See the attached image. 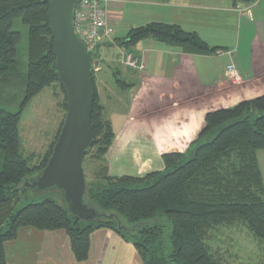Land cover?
<instances>
[{
    "label": "trees",
    "instance_id": "trees-1",
    "mask_svg": "<svg viewBox=\"0 0 264 264\" xmlns=\"http://www.w3.org/2000/svg\"><path fill=\"white\" fill-rule=\"evenodd\" d=\"M48 8L43 0H0V81L17 63L22 40L21 32L12 29L13 20L21 17L30 27L26 95L21 110L0 108V148L5 152L0 170V264H7L4 243L15 239L22 227L64 230L80 262L88 259L92 234L100 228H109L131 243L143 264H226L207 243L210 232L221 226L247 228L264 244V177L258 159L259 151L264 150V95L208 112L204 128L187 152L163 155V170L144 176H110L106 154L115 132L112 123L104 118L105 107L99 101L93 65L94 137L84 152V162L89 157L99 167L93 182L85 173V200L107 216L86 221L70 214L53 198L28 203L15 211L22 191L14 188L22 187L25 180L47 166L66 118L38 172L33 174L36 170L30 156L21 150L19 126L24 107L45 87L57 82L67 111ZM146 39L188 54L217 50L195 32L158 22L132 28L115 42L127 48ZM98 51L99 45L94 57ZM115 79L122 90L131 85L118 76Z\"/></svg>",
    "mask_w": 264,
    "mask_h": 264
},
{
    "label": "crops",
    "instance_id": "crops-1",
    "mask_svg": "<svg viewBox=\"0 0 264 264\" xmlns=\"http://www.w3.org/2000/svg\"><path fill=\"white\" fill-rule=\"evenodd\" d=\"M107 19L114 42L118 31L127 35L158 22L180 25L217 47L209 54H188L153 39L127 48L112 45L143 68L128 67L125 78L131 85L106 96L103 104L115 132L106 154L110 176L163 170L162 156L187 152L208 112L264 95V0H112ZM232 62L241 83L226 75ZM261 157L264 150L258 153L264 177ZM4 248L7 264H143L132 244L106 228L93 232L89 257L82 262L75 259L64 230L22 227ZM118 248L130 251V257L123 255L128 261H105L106 253L116 256Z\"/></svg>",
    "mask_w": 264,
    "mask_h": 264
},
{
    "label": "rangeland",
    "instance_id": "rangeland-1",
    "mask_svg": "<svg viewBox=\"0 0 264 264\" xmlns=\"http://www.w3.org/2000/svg\"><path fill=\"white\" fill-rule=\"evenodd\" d=\"M12 29L21 32L22 40L18 44L17 63L0 81V108L9 112H19L26 95L30 27L23 18L17 17L13 20ZM126 33L127 31H118L115 36L120 39L125 37ZM105 40L106 42L100 43L98 55L93 60L99 101L102 104L107 103L106 96H113L115 92L119 94L118 91H123L118 87L116 76L130 83L125 78L126 71L130 67L126 64L128 55H123V51L119 48L112 47L114 44L117 45L112 37ZM103 45L105 48L102 52L100 47ZM66 112L64 94L57 82L45 87L24 107L19 126L21 150L25 155L30 156V164L36 170L33 174L38 172V167H40L46 151L55 140ZM104 118L106 119L105 115ZM4 157L5 152L0 148V170ZM261 160L264 165V158L261 157ZM98 167V162H92L89 157L86 158L84 169L89 182L95 181L94 173ZM14 190L20 192V188H14ZM47 198L57 199L58 202L66 206L58 188L40 189L29 186L26 192L22 191L15 211L28 203L41 202ZM207 237V243L211 250L220 256L226 264H264V244L247 228L221 226L213 229ZM128 251L118 248L116 256H112L109 251L106 253L105 261H128L123 257V255L130 257V251Z\"/></svg>",
    "mask_w": 264,
    "mask_h": 264
},
{
    "label": "water",
    "instance_id": "water-1",
    "mask_svg": "<svg viewBox=\"0 0 264 264\" xmlns=\"http://www.w3.org/2000/svg\"><path fill=\"white\" fill-rule=\"evenodd\" d=\"M48 4V25L54 41L56 68L66 91L65 122L47 166L35 177L25 180L21 191L29 186L58 188L67 210L77 217L96 220L107 216L85 200L87 190L84 152L94 131V84L91 77L94 51L89 50L73 26V9L77 0H43Z\"/></svg>",
    "mask_w": 264,
    "mask_h": 264
},
{
    "label": "built area",
    "instance_id": "built-area-1",
    "mask_svg": "<svg viewBox=\"0 0 264 264\" xmlns=\"http://www.w3.org/2000/svg\"><path fill=\"white\" fill-rule=\"evenodd\" d=\"M112 0H77L73 9V26L77 35L89 50H95L105 39L113 38V27L107 19V7ZM126 64L142 69L138 59L129 55ZM226 75L233 83H241L243 77L235 63L226 67Z\"/></svg>",
    "mask_w": 264,
    "mask_h": 264
}]
</instances>
